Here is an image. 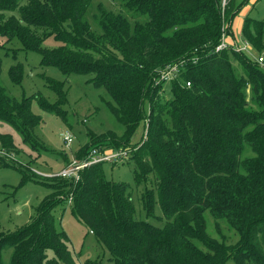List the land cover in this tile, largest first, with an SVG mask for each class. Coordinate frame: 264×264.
<instances>
[{
	"label": "trees",
	"instance_id": "16d2710c",
	"mask_svg": "<svg viewBox=\"0 0 264 264\" xmlns=\"http://www.w3.org/2000/svg\"><path fill=\"white\" fill-rule=\"evenodd\" d=\"M247 1L229 0L223 8L222 0H114L122 9L114 10L96 0H0V36L38 51L43 66L90 74L91 83L106 87L111 112L125 131L100 139L116 149L133 148L138 185L155 174V186L141 196L146 218L138 215L130 185L107 177L105 162L86 167L77 182L59 176L45 183L52 191L31 220L0 232V264H77L53 212L70 197L73 214L116 264H264V69L234 49L214 51L224 26L233 30ZM242 34L264 52V19L247 15ZM51 37L58 45L43 46ZM12 58L10 77L21 84L25 63L14 53ZM181 61L178 76L157 82L162 69ZM2 65L0 56V74ZM45 79L54 101L39 92L11 96L0 83V120L15 125L34 149L42 122L32 111L34 100L65 122L68 116L65 82ZM167 82L170 99L159 93ZM142 121L146 136L132 145ZM0 140L4 148H16L12 134L2 133ZM157 203L163 226L150 220ZM207 211L226 219L240 241L228 245L211 236ZM9 248L6 263L3 251Z\"/></svg>",
	"mask_w": 264,
	"mask_h": 264
},
{
	"label": "rangeland",
	"instance_id": "374dc122",
	"mask_svg": "<svg viewBox=\"0 0 264 264\" xmlns=\"http://www.w3.org/2000/svg\"><path fill=\"white\" fill-rule=\"evenodd\" d=\"M96 1L104 3L108 8L122 10L114 3V0ZM244 13L247 14L244 16ZM10 14L6 13L7 16ZM247 15L256 19H264V0H248L236 17L240 21ZM233 26H235L234 22ZM234 30L239 34L238 29L234 27ZM240 34L243 39L242 31ZM57 45L58 43L52 37L43 41L45 47L51 48ZM7 52L10 54L7 55ZM11 52L19 57V61L25 63V76L21 84L14 83L9 74L10 67L14 63ZM257 53L262 52L257 51ZM0 56L3 59L0 83L7 89L9 95L22 98L39 92L54 101L56 94L48 87L46 76L63 80L67 92V102L64 107L68 113L67 122L53 112L43 111L37 101H33L32 111L42 116V122L35 129L39 145L35 149L30 142L24 141L22 132L15 125L0 120V134H12L16 143V148L11 150L4 148L0 140V232H10L30 221L37 213L43 199L52 191L45 183L57 180L59 177L57 173L68 163L69 159H77L76 152L80 148L90 144L87 152L93 147H100L104 150L113 149L109 141L102 140L100 137L107 135V132L111 130L123 134L125 127L111 112L108 102L112 101V97L106 87L95 86L89 81L92 75L82 73L65 75L54 66H43L41 65V54L38 51H24L16 41L9 42L1 36ZM170 87L169 82L163 84L159 92L162 98L170 99ZM149 107V102L146 101L147 112ZM164 116L169 119L166 112ZM146 126L144 121L139 124L132 135V145L143 141V136H146ZM62 132H70L74 135L71 146L65 145ZM92 136H97L99 140H92ZM103 165L108 178L124 181L130 185L138 215L146 218L141 196L146 187L155 186V174L149 173L147 180L138 185L135 178L137 166L132 157L123 161H107ZM46 173L54 176L47 178ZM64 200L53 211L56 217V227L58 230L67 232L68 245L77 264H116L110 259V252L97 240L86 223L73 214L71 206L73 198ZM205 216L208 233L217 238L219 242L234 245L240 241V233L226 219L215 220L210 211H207ZM150 220L156 225H164L165 219L159 203L155 207V217ZM198 245L206 251L202 244L198 243ZM11 253L12 248L3 251L6 263H9ZM47 253L49 258L53 256L52 250H48ZM46 261L44 264H47ZM228 264L236 263L230 260Z\"/></svg>",
	"mask_w": 264,
	"mask_h": 264
},
{
	"label": "built area",
	"instance_id": "2783aa9c",
	"mask_svg": "<svg viewBox=\"0 0 264 264\" xmlns=\"http://www.w3.org/2000/svg\"><path fill=\"white\" fill-rule=\"evenodd\" d=\"M229 0H222L223 8L226 6ZM226 49H234L235 51L242 52L256 62L260 67L264 69V52L257 53L256 49L246 39H241V34H235L234 31H229L226 26L223 28L221 39L216 45L214 51L220 52ZM196 61V59H195ZM184 65V62L170 64L162 69L157 78V82L170 81L180 72V67ZM190 85V82H187ZM147 133V131H146ZM62 136L67 147L71 146L74 141V135L70 132H62ZM133 150L131 147L113 148L110 150H104L100 147L91 148L88 153L82 158H72L58 173L57 176L73 179L78 181L81 178V171L86 167L94 163L107 162V161H123L130 157V153ZM1 153V152H0ZM48 177L54 176L53 174L46 173Z\"/></svg>",
	"mask_w": 264,
	"mask_h": 264
},
{
	"label": "crops",
	"instance_id": "0c3cea01",
	"mask_svg": "<svg viewBox=\"0 0 264 264\" xmlns=\"http://www.w3.org/2000/svg\"><path fill=\"white\" fill-rule=\"evenodd\" d=\"M246 14H247V13H244V16H245ZM234 23H235V26H232V27H233V31H234V33H235V34H238V33L235 32V30H234V27H235V29H238V30H239V34H240V32L242 31L243 23H244V18L241 19V20L239 21V20H237V17H236L235 20H234Z\"/></svg>",
	"mask_w": 264,
	"mask_h": 264
}]
</instances>
